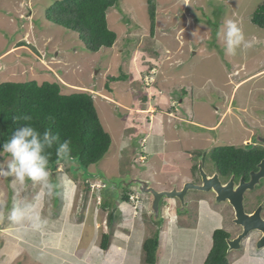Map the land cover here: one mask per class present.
<instances>
[{
    "label": "rangeland",
    "instance_id": "obj_1",
    "mask_svg": "<svg viewBox=\"0 0 264 264\" xmlns=\"http://www.w3.org/2000/svg\"><path fill=\"white\" fill-rule=\"evenodd\" d=\"M54 1L0 0V83L36 79L59 83L63 93H91L111 143L87 169L67 159L50 170L60 184L55 199L45 198L31 182L15 193L8 187L12 178L0 177V202L7 209L33 200L52 220L41 231L43 244L32 242L42 245L36 252L20 234L26 227L9 220L6 209L0 217V264H55L52 253L59 264H90L89 245L99 253L102 233H109L108 244L130 233L133 259L140 244L156 235V252L166 259L171 252L192 251L193 236L205 252L216 229L237 232L230 208L214 203L211 192L189 191L185 210L163 198L155 215L150 194L139 190L136 178L161 190V183L166 188L198 183L199 163L204 172L222 175L247 168L248 156L259 150L252 140L261 143L264 134V71L249 76L264 69V28L250 20L263 0H157L152 33L146 0H119L106 14L116 42L97 51L88 50L78 33L46 20L45 9ZM226 19L241 27L251 45L234 56L226 54L219 35ZM122 74L127 78L109 79ZM132 107L154 110L139 113ZM125 140L128 146L121 149ZM226 145L242 147L245 160L231 162L220 149ZM126 193L133 200L123 201ZM247 193L264 196V177L256 192ZM254 207L251 202L246 209ZM256 235L226 251L228 264H264V248L254 247ZM174 239L184 242L171 249Z\"/></svg>",
    "mask_w": 264,
    "mask_h": 264
},
{
    "label": "trees",
    "instance_id": "obj_2",
    "mask_svg": "<svg viewBox=\"0 0 264 264\" xmlns=\"http://www.w3.org/2000/svg\"><path fill=\"white\" fill-rule=\"evenodd\" d=\"M118 1L55 0L45 9V18L78 33L88 50L97 51L103 46L112 47L115 43L116 33L108 27L106 14L110 8L117 5ZM146 3L152 33L156 23L157 3L156 0H146ZM250 20L264 28V0L251 13ZM122 78H127V74L109 77L112 81ZM24 115H30L32 120L26 122L15 119ZM49 116L55 118L54 122L49 121ZM24 123H32L40 130L50 127L54 133L59 134L60 142L70 140L72 153L67 159L76 162L75 166L83 169L100 161L111 143L109 133L100 122L91 93L77 91L66 94L61 91V85L57 82L39 83L36 79H28L0 83V145ZM55 147H58V144L51 150L53 153L49 164L51 171L60 162L67 160L55 155ZM220 149L225 154H229L228 157H231L233 163H237L238 159L242 162L245 160L247 152L242 147L226 145ZM248 157H250V163L247 168L256 169L257 163L264 157V151L259 149L254 155ZM223 176L227 178L228 174L224 173ZM129 196V193L124 194L123 201L128 202ZM109 221H112V218ZM109 237V233L101 235L102 250L108 247ZM226 237H229V234L224 229H216L213 232L212 246L203 264H228ZM157 246L156 235L143 241L142 249L146 263L155 262Z\"/></svg>",
    "mask_w": 264,
    "mask_h": 264
},
{
    "label": "clouds",
    "instance_id": "obj_3",
    "mask_svg": "<svg viewBox=\"0 0 264 264\" xmlns=\"http://www.w3.org/2000/svg\"><path fill=\"white\" fill-rule=\"evenodd\" d=\"M219 35L223 40L225 52L227 55L234 56L237 54L238 50L240 52H243L251 46L250 43L245 39V35L241 27H239L238 24L232 19H226L224 21L222 25V30ZM15 119L28 122L32 120V117L30 115H24L18 116ZM48 119L49 121L54 122L55 118L49 116ZM262 137H264V134L261 135L260 133L258 139L261 143L254 142L253 140L252 142L253 144L259 145L260 147L262 145V148L264 149V142L261 140ZM249 142L250 139L244 143ZM57 144L58 147H55V155L62 159L69 158L72 153V145L70 140L66 139L63 142H60L59 134L54 133L50 127H46L43 130H40L38 127L33 126L32 123H24L20 125L16 128L15 131L12 132L11 136L7 138L2 145H0V177L12 178L11 182L15 185L20 186H25L29 182H31L32 184H38L42 192L44 193L45 198L55 199L59 194L60 184L52 178V173L50 172L49 164L51 156L53 154L51 150L53 149L54 145ZM127 146L128 141L125 140L121 143L120 148L123 149ZM206 174L209 176L212 175L207 172ZM198 183H200L199 180ZM192 190L193 189L189 191ZM189 191L186 193V195L189 193ZM194 191L206 192L199 190ZM131 195L133 194H130L129 198L131 197ZM131 199L133 200L132 197ZM162 199L160 200V202L162 201ZM172 200H177L180 205L178 199L175 198ZM185 204L186 201L183 205L182 210H185ZM6 209V204L0 202V217L3 216ZM7 211L9 220H11L15 224L25 226L26 230L28 231L40 232L44 230L48 225V219L42 215L40 207L33 200L24 199L16 201L13 203L10 209H7ZM228 253L229 251H227V254Z\"/></svg>",
    "mask_w": 264,
    "mask_h": 264
},
{
    "label": "water",
    "instance_id": "obj_4",
    "mask_svg": "<svg viewBox=\"0 0 264 264\" xmlns=\"http://www.w3.org/2000/svg\"><path fill=\"white\" fill-rule=\"evenodd\" d=\"M264 142V137L261 138ZM259 171L252 173L250 180L245 181L241 178L237 185H234L233 179L230 178L227 182L222 183L216 173L211 176L207 175L201 163H199L200 183L186 181L181 188L172 187L171 189H156L150 185V181L146 179L136 178V184L142 193L150 194L151 196V209L155 215L159 213V202L162 198L178 199L183 209L185 203L186 193L193 189L199 191H212L215 195L217 203L227 201L233 212L234 222L242 227V232L234 238H227V251L239 249L241 247V240L247 236L249 231L256 229L261 232V236L257 241L256 246L261 248L264 246V219L260 216V207L252 213H247L243 205L244 193L252 189L255 184L259 182V178L264 175V157L258 163Z\"/></svg>",
    "mask_w": 264,
    "mask_h": 264
},
{
    "label": "crops",
    "instance_id": "obj_5",
    "mask_svg": "<svg viewBox=\"0 0 264 264\" xmlns=\"http://www.w3.org/2000/svg\"><path fill=\"white\" fill-rule=\"evenodd\" d=\"M11 50H14V48L12 47L8 51H11ZM262 71H264V69L255 71L253 73L251 72L249 74V76L251 77L252 75H254L256 73H260ZM176 79L177 78H175V80ZM236 84L239 85L240 82H236ZM69 93H71V92H69ZM66 94H68V93H66ZM147 103L149 105H152L151 103H149V100H148ZM123 105H126V103H124ZM132 108L134 110H136V111H140L139 113H150V112L152 113V111L154 110V109H152V111L149 110L150 112L149 111L148 112H144L145 109L144 110H140V109H138V107H136V108L132 107ZM11 181H12V179H10V181L8 182V187H11L12 191L14 190L15 193H18L19 192L18 190L20 188L23 189L24 186L15 185ZM163 184H165V183H161L162 186H161L160 189H169L170 188V187L169 188L164 187ZM172 186H173V184H172ZM117 214L119 216V211H118ZM44 217L47 218V216H45V215H44ZM48 221H52V220L48 219ZM125 223H124L125 227L126 226L131 227V224H129V223L127 224V222H125ZM117 229H119V227ZM19 232L20 231H18V233ZM117 233H119V232L117 231ZM20 234H22L23 241L28 244V247L32 248L31 250H36V252H39L41 250V248H42L41 247L42 246L41 243L43 244V241H45V239H44L45 233L42 234L41 231L40 232H32V231L29 232L28 230L25 229V230L21 231ZM78 236L77 237L75 236V238H78ZM114 237L111 238L110 244L108 245V247L106 249L102 250L101 248L96 247L100 254L93 252L94 251V246L92 244L89 245L90 248L88 250L93 248L92 251H91V253H93V254L91 255L90 264H96V263L97 264H148V263L145 262L143 256L141 255V251H142V253L144 252L143 249L140 252L139 251L136 252V258L135 259H133L132 253H129V247H127V245H128L127 243H128V241L130 240V237H131L130 233L125 235L124 238H121L120 242L119 241H114L115 240ZM77 241H78V239H77ZM192 241L194 242V248L190 252L188 250H186V249H182V251L179 254H174L173 252H171L170 255H166V259H164V255H163L162 252L161 253H160V251L156 252V259H155V262L153 264H181V261L184 262L185 264H203L207 254H208V252L210 250L209 247L212 246V240L210 241V246L206 249L207 252L206 251L202 252L197 247L198 243L202 242L200 240V238H198L196 236H193ZM32 242H41L39 244V248L38 247H34ZM170 242L171 241L169 240L167 245ZM183 242H184V240H179L178 241L177 239H174L172 244H171V249L173 247H175L176 245H178V244H182ZM142 243L140 244L141 245L140 248L142 247ZM111 244H112V247H109ZM124 246H125V248H123ZM75 252H76V255H77V251L76 250H75ZM167 252H169V251H167ZM52 254H51V256L49 258H52V259L55 260L53 263L59 264L61 259L58 258L57 256L56 257H52ZM45 257H47V256H45Z\"/></svg>",
    "mask_w": 264,
    "mask_h": 264
},
{
    "label": "flooded vegetation",
    "instance_id": "obj_6",
    "mask_svg": "<svg viewBox=\"0 0 264 264\" xmlns=\"http://www.w3.org/2000/svg\"><path fill=\"white\" fill-rule=\"evenodd\" d=\"M254 145H257V144H254ZM258 147H259V149H260V146L259 145H257ZM264 146V145H263ZM261 147H262V145H261ZM259 163V162H258ZM258 163H257V166H256V169H253V167H249V168H245V166H243V167H241V168H239L240 169V171H237V170H235V172L234 171H231V173L230 174H228V177H227V179L226 178H223L224 176L222 175V173H220L219 171H214V172H211V173H209V174H214V173H216L218 176H219V178H220V180H221V182L222 183H225V182H227L230 178H232L233 179V183H234V185H237V183H238V180H240L241 178H243L245 181H249L250 180V177H251V174L252 173H257L258 171H259V167H258ZM202 165V164H201ZM245 168V169H244ZM245 170H247V172H245ZM199 177V176H198ZM264 177V175L262 176V177H260L259 178V182L257 183V184H255L254 185V187L252 188V189H249V190H247L245 193H244V197H243V205H244V209H245V211L247 212V213H252V212H254L255 210H257L259 207L261 208L260 209V216L264 219V215H263V211H264V196H262L260 199L259 198H257V196H256V194H254V195H252V196H250L247 192H256L257 191V187L259 186V183H260V181H261V179ZM199 181L201 180V178L199 177V179H198ZM211 193H213V192H211ZM213 195H214V193H213ZM215 197V196H214ZM178 202V201H177ZM215 202V201H214ZM253 203V204H255V207L254 208H252V209H250V210H247L246 209V206H247V204L248 203ZM216 203V202H215ZM201 204H204L203 202H201ZM217 204H225L226 206H228L229 208H230V211H231V221L233 222V224L234 225H236V227L238 228L237 229V232H235L233 235H232V233L231 232H229V230H226V229H224L228 234H229V237H231V238H234V237H236L238 234H240L241 232H242V227L239 225V224H237V223H235L234 222V212H233V210H232V208H231V206H230V204L227 202V201H224L223 203H217ZM178 207H180V205H179V203H178ZM254 232H256L257 233V235L255 236V238H254V247L257 249V250H261V249H263L264 248V246L263 247H261V248H258L257 246H256V244H257V241H258V239L260 238V236H261V232L259 231V230H256V229H253V230H251V231H249V233L247 234V236L246 237H244L242 240H241V245H243V243H244V241L249 237V235L251 234V233H254ZM229 237H226V238H229ZM241 248H242V246H241Z\"/></svg>",
    "mask_w": 264,
    "mask_h": 264
}]
</instances>
